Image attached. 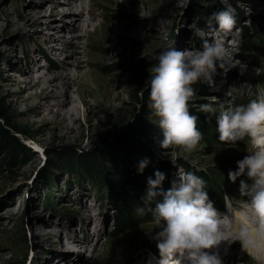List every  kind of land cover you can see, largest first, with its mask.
I'll use <instances>...</instances> for the list:
<instances>
[{
    "label": "rangeland",
    "instance_id": "rangeland-1",
    "mask_svg": "<svg viewBox=\"0 0 264 264\" xmlns=\"http://www.w3.org/2000/svg\"><path fill=\"white\" fill-rule=\"evenodd\" d=\"M64 1L0 0V108L4 112L0 125L20 138V131L31 135L25 140L30 150L17 153L13 161L0 149V264H45L48 257L67 255L71 252L63 249V242L71 233L78 246L69 264H92L109 242L127 241L138 226L150 230L151 212L139 215L135 209L145 207L148 178L155 179L157 163L165 167L164 191L181 183L180 174L187 173L188 166L207 175L205 191L214 207L242 210L246 198L226 192V186L233 185L228 173L238 171L237 161L248 155L240 150L251 143L247 137L235 144L221 143L217 117L264 93V0H163L141 28L135 25L138 36L121 43L113 40L114 46L100 42L99 34L84 36L81 23H74L65 12ZM227 7L235 9L236 26L223 32V43L246 59L249 81L236 67L215 74L211 83L201 79L193 85L196 96L190 107L208 117L210 128H198L203 140L191 153L178 147L164 149L159 118L148 106L143 109L151 68L168 44L195 51L206 40L216 41L219 28H210L208 22L214 12ZM129 19L112 11L105 21ZM65 21L63 30L60 25ZM242 25L248 36L239 29ZM247 41L252 49L244 51ZM237 60L232 58L233 63ZM40 87L47 91L41 93ZM202 104H211L215 114L202 112ZM139 115L146 129L139 136L151 150V158L138 172L133 190L125 184L127 170L120 159L104 161L102 170L91 174L78 165L75 155L114 143L116 134ZM225 158L227 163L218 162ZM108 192L117 194L116 205ZM161 199L156 197L149 207ZM118 210L129 218V226L113 234ZM155 235L138 241L130 260L115 264H148L154 258L148 247L157 243ZM220 248L234 254L242 251L240 245L232 248L227 242ZM178 257L179 253L174 259ZM222 261L247 264L233 258ZM55 264L66 263L57 259Z\"/></svg>",
    "mask_w": 264,
    "mask_h": 264
},
{
    "label": "clouds",
    "instance_id": "clouds-1",
    "mask_svg": "<svg viewBox=\"0 0 264 264\" xmlns=\"http://www.w3.org/2000/svg\"><path fill=\"white\" fill-rule=\"evenodd\" d=\"M220 30L231 32L236 26L235 9L227 7L214 12L209 20ZM217 67L225 72L239 67L241 74L246 63L232 62L228 48L220 41H205L201 50H178L168 44L159 54L158 63L151 68L148 108L159 118L163 131L162 148L178 147L191 153L203 140L198 129V116L190 111V101L196 96L193 85L201 79L212 82ZM204 113L215 114L211 104H202ZM221 143L235 144L250 140L252 151L237 161L238 171H230L232 182L242 175L240 195L246 197L245 210L238 221L221 214L210 200L207 182L193 172L180 174L181 183L167 191L162 189L165 174L156 171L155 179L148 178L149 189L143 198L145 207L136 213L151 212L158 231L154 237L159 250V264H181L174 259L186 254L188 264H223L217 252L221 242H239L241 250L264 264V93L246 105L228 108L217 117ZM147 158L139 163L138 171L148 165ZM250 181V182H249ZM161 197L155 207L149 205Z\"/></svg>",
    "mask_w": 264,
    "mask_h": 264
},
{
    "label": "bare ground",
    "instance_id": "bare-ground-1",
    "mask_svg": "<svg viewBox=\"0 0 264 264\" xmlns=\"http://www.w3.org/2000/svg\"><path fill=\"white\" fill-rule=\"evenodd\" d=\"M162 1L163 0H65L63 4L68 9L65 12L73 16L74 23H77V22L81 23L80 25H81L82 33L84 36L90 37L91 35L95 34L97 36V34H99L98 39L100 40V42H102L103 44L106 42H109L112 44V46H114L115 44L113 40H115L116 43H121L122 39L126 38L127 40V39H130V36H133V35L136 36L139 31L137 28H135V25H137L138 27L140 26L141 28L142 27L141 23H143V21H146L149 18V15H152L158 12V9L160 8V4ZM61 2L62 1H59L58 4H61ZM112 11H116L119 18L128 19L129 17H131L132 18L131 22H130V19L128 22H125V21L123 22L119 20L116 23H114L113 21H109V20L105 21L107 16L110 15ZM84 12H87L86 17L84 16ZM60 28H62L63 30L67 28L66 21L62 22V25H60ZM218 30L220 34H218V38L216 39V41L224 42V39L222 38H224V35L226 34L223 33L224 31L220 29ZM209 35H214V32L213 34L211 33ZM228 50L232 58H237L242 62L246 61L244 57L234 53L232 49L228 48ZM79 84L81 85L80 82L78 83V85ZM40 90H41V93L44 94V91L46 89L40 87ZM92 90L90 91V93L93 92ZM73 113L74 112H70V116H72ZM249 146H250L249 144H246L247 148H245L242 151L240 150V153L245 151L247 154H249L252 151V146L251 147ZM227 161L228 159L225 158V159H220L218 162L224 164V163H227ZM238 178L239 179L238 180L236 179V181L233 182V185H231L230 188L226 186L227 188L226 192L240 193L239 191L240 181L241 180L247 181V176L242 175ZM240 197L244 198V196L242 195H240ZM229 209H230V212L232 213L230 214V218L233 217L235 220L238 221L239 219H241V213L245 210V206H242V210H239L238 208L231 207L229 205ZM33 228L35 231L38 230L35 227ZM160 230L161 229L157 228L155 225H153L150 230H146L138 226L137 228H135L134 231L131 232V235L129 236L127 241L123 240V241L109 242L105 250L94 258L92 264H115L116 262L128 261L131 259L130 256L132 252L135 250L134 247H136V243L138 241H140L141 239H145L149 236H152ZM67 238H69V240L67 239L68 240L67 242H63V249L71 253H67V255L58 254V256L56 257H53V256L48 257L47 260L45 261V264H55V261L57 259H63L64 263L69 264V261L74 259V256H72V252L76 251L74 247H77L78 244L76 243L74 234L71 233V235H67ZM223 243L225 242H221V244ZM236 244L240 245L239 242H235V243H232L230 247L234 248ZM210 251L217 252L222 260L224 259L228 260L229 258H233V259H236L237 261H245V263L247 264H257V261L249 257V255L244 251H241L239 254L228 253V252H224L220 248V245L217 248L212 249ZM54 258L56 260H53ZM183 258L186 259L185 264H188L187 256L185 255ZM157 260L154 257L152 260H149L148 264H157L156 263ZM180 261H182V259Z\"/></svg>",
    "mask_w": 264,
    "mask_h": 264
},
{
    "label": "trees",
    "instance_id": "trees-1",
    "mask_svg": "<svg viewBox=\"0 0 264 264\" xmlns=\"http://www.w3.org/2000/svg\"><path fill=\"white\" fill-rule=\"evenodd\" d=\"M213 25L217 26L215 22H213ZM207 27L208 26H206L205 29H207ZM239 29L243 31V35L248 36V32L246 30L247 28L244 25L239 26ZM242 49L244 51H248L251 50L252 47L247 41V44L243 46ZM219 73L221 74L223 73V71L219 69V67H217L216 74ZM239 75L243 78L244 81H249V77L245 72H243V74L239 73ZM148 97L149 92L145 90L143 95V109H145L144 107L148 106ZM190 111L193 115L198 116V128L209 130L210 120L208 119V117H205L201 112L196 111L192 107H190ZM0 117L4 118V112L3 110H1V108ZM144 130L146 129L140 121V115L136 116L131 122H129L116 134L114 143H107L102 147H96L89 152H83L75 155L74 157L78 161V165L87 174L102 170L104 161L114 162L115 159H120L126 165L127 171L124 176L125 184L127 187H130V189L133 190L136 186V177L139 172V163L145 158H151V150L139 136V134ZM160 132H162L163 134V131ZM19 133H21V138L0 125V149H3L6 153L9 154V160L11 161L16 159L17 153H24L26 150H30V146L25 142V140L31 138V135L22 131H20ZM157 168H159L160 172L165 173L164 166L157 163ZM186 168L188 172V166ZM189 172H193L196 175L202 177L208 184V177L203 171L190 168ZM108 194L109 197L114 200L113 204L116 205L115 200L117 194L113 192H108ZM128 221L129 218L126 217L124 212L118 210L117 215L113 217L112 221L117 222V225L114 227L115 230L113 231V234H118L125 230L129 226ZM148 248L151 250L156 260L160 258L159 250L156 247V242L150 244Z\"/></svg>",
    "mask_w": 264,
    "mask_h": 264
}]
</instances>
